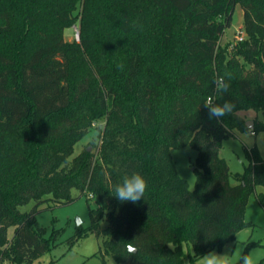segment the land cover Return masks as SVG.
<instances>
[{"label":"trees","instance_id":"16d2710c","mask_svg":"<svg viewBox=\"0 0 264 264\" xmlns=\"http://www.w3.org/2000/svg\"><path fill=\"white\" fill-rule=\"evenodd\" d=\"M238 5L244 39L223 45ZM77 24L80 40L66 41ZM219 76L230 78L222 95ZM209 95L234 110L209 119ZM251 110L264 114V0H0V264L51 251L60 232L46 235L38 208L70 204L74 191L97 204L90 229L104 264H194L222 251L264 185L256 148L243 173L220 157L235 129L264 131L239 114ZM92 131L93 150L76 153ZM185 146L198 153L193 190L171 153ZM133 171L150 187L121 203L110 185Z\"/></svg>","mask_w":264,"mask_h":264},{"label":"rangeland","instance_id":"374dc122","mask_svg":"<svg viewBox=\"0 0 264 264\" xmlns=\"http://www.w3.org/2000/svg\"><path fill=\"white\" fill-rule=\"evenodd\" d=\"M243 27V11L240 5L236 7L233 25L224 35L222 44L236 43L239 32ZM245 36V34H243ZM66 41L80 40V26L74 25L72 28L65 30ZM246 122L252 121L264 123L263 112L241 111L239 113ZM98 127H103L104 122L97 124ZM96 131H92L80 143L76 149V153L80 152L85 146L89 145L90 150H93L91 143H98ZM256 148L257 155L264 160V131L257 133L242 132L238 129L233 131L230 138L223 142L220 150V157L223 158L229 165L232 173H243L245 169L252 163L249 154L250 151ZM172 157L177 167L178 174L185 179L191 190L196 185L195 163L198 157L197 151L191 146L182 148H173L171 150ZM235 182L232 181V184ZM264 192V185L256 187L248 198V203L245 212V220L250 225H247L240 230L235 238L227 243L222 251L215 250L218 253H223L226 249H243L245 252L251 249H259L264 251V209L257 200V193ZM74 201L70 204H58L53 201L42 204L37 211V221L40 226L46 229V235L50 236L53 230L60 232L57 238V244L51 251L45 253L41 257L35 259L32 264H104L103 258L99 255L102 246V238L90 228L92 220L90 211L97 207L95 200L90 196L81 195L79 191L73 192ZM35 207V202H31L20 208L21 212H30ZM83 229L87 234L83 237H76L78 229ZM15 226H11L8 230L10 238L14 235ZM236 237L238 238L236 245ZM187 251V247H185ZM108 264H116L110 257H106ZM187 264H191V259L187 257ZM264 264V260L261 261ZM10 264V263H8ZM194 264H199L196 260Z\"/></svg>","mask_w":264,"mask_h":264},{"label":"clouds","instance_id":"9594fccd","mask_svg":"<svg viewBox=\"0 0 264 264\" xmlns=\"http://www.w3.org/2000/svg\"><path fill=\"white\" fill-rule=\"evenodd\" d=\"M229 79L225 76L217 77L214 81L217 95H222L228 91L230 87ZM203 105L208 109L209 119H215L217 122L225 115L230 114L235 108L231 101L225 100L223 103H217L216 97L213 95H209ZM149 187V181L139 172L133 171L124 175L120 182L111 184L110 190L111 196L121 203L132 202L136 204L142 198L144 199ZM237 241L238 238L236 237V245ZM134 254V251L129 253L130 256ZM262 260H264V251L251 249L245 252L243 249H238L237 246L234 249H226L223 253L213 250L198 257L199 264H261Z\"/></svg>","mask_w":264,"mask_h":264},{"label":"water","instance_id":"95a60500","mask_svg":"<svg viewBox=\"0 0 264 264\" xmlns=\"http://www.w3.org/2000/svg\"><path fill=\"white\" fill-rule=\"evenodd\" d=\"M246 125H247V127L250 128V129H253V128H254V123H253L252 121H248V122H246ZM249 125H251V127H249ZM130 251H134V252H136V250H135L134 248H132V247H130Z\"/></svg>","mask_w":264,"mask_h":264},{"label":"built area","instance_id":"2783aa9c","mask_svg":"<svg viewBox=\"0 0 264 264\" xmlns=\"http://www.w3.org/2000/svg\"><path fill=\"white\" fill-rule=\"evenodd\" d=\"M243 34H244L243 32H239L236 42H240V41H242L244 39Z\"/></svg>","mask_w":264,"mask_h":264}]
</instances>
